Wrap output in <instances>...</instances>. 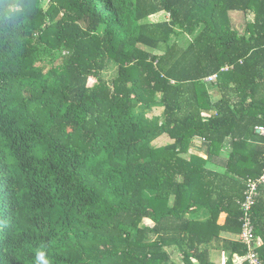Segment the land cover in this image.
Instances as JSON below:
<instances>
[{
	"label": "trees",
	"instance_id": "trees-1",
	"mask_svg": "<svg viewBox=\"0 0 264 264\" xmlns=\"http://www.w3.org/2000/svg\"><path fill=\"white\" fill-rule=\"evenodd\" d=\"M42 1L0 0V264H235L264 0ZM251 216L264 264V184Z\"/></svg>",
	"mask_w": 264,
	"mask_h": 264
},
{
	"label": "built area",
	"instance_id": "built-area-1",
	"mask_svg": "<svg viewBox=\"0 0 264 264\" xmlns=\"http://www.w3.org/2000/svg\"><path fill=\"white\" fill-rule=\"evenodd\" d=\"M229 66H225L222 70H227ZM215 80V75H211L205 78V82L211 83ZM255 130L264 136V126H256ZM264 184V154L261 174L254 179H249L246 182V187L243 192V198L238 201L239 210L241 211V228L235 235V239L244 244L247 248L246 254L242 256H234L233 262L240 264L242 261H246L248 264H263L257 252L258 246L261 244V240L255 233V226L251 216V209L255 204L258 189Z\"/></svg>",
	"mask_w": 264,
	"mask_h": 264
},
{
	"label": "rangeland",
	"instance_id": "rangeland-1",
	"mask_svg": "<svg viewBox=\"0 0 264 264\" xmlns=\"http://www.w3.org/2000/svg\"><path fill=\"white\" fill-rule=\"evenodd\" d=\"M47 2H48V0H43L42 5L45 7L47 5ZM230 16H231V20L233 22L234 27H236L238 29L242 28L245 20H249L251 18L250 13H247L246 15H244L243 13H240V12H232V13H230ZM164 18H167V15L164 12H161V13H158L156 15H152L148 19H145V20H150V21L155 22V21L163 20ZM164 47H165L164 44H160L158 49L155 52H162ZM114 73H115V68L112 65H109L108 69L103 74L105 77H111L114 75ZM160 111H161V107H154V108L150 109L148 111V113L153 116V115L159 114ZM152 143H153V145H160V144L167 143V140L160 138L158 140L153 141ZM191 146H192V148H197L199 146L198 141L195 140ZM144 224L152 225V222L147 219V220H145ZM175 261L177 262L176 264H181L179 258H175Z\"/></svg>",
	"mask_w": 264,
	"mask_h": 264
},
{
	"label": "crops",
	"instance_id": "crops-1",
	"mask_svg": "<svg viewBox=\"0 0 264 264\" xmlns=\"http://www.w3.org/2000/svg\"><path fill=\"white\" fill-rule=\"evenodd\" d=\"M198 143H199V141H198ZM197 149H198V147L197 148H193L192 151L193 152H197ZM223 236L226 237V238H230V239H234L235 238V234L234 233H226V232H224ZM220 258H221V255H218L217 252H215V251L212 252V259L215 262H219Z\"/></svg>",
	"mask_w": 264,
	"mask_h": 264
},
{
	"label": "clouds",
	"instance_id": "clouds-1",
	"mask_svg": "<svg viewBox=\"0 0 264 264\" xmlns=\"http://www.w3.org/2000/svg\"><path fill=\"white\" fill-rule=\"evenodd\" d=\"M39 259H41L43 261V264H48V261L43 259V255L42 254L40 255Z\"/></svg>",
	"mask_w": 264,
	"mask_h": 264
}]
</instances>
